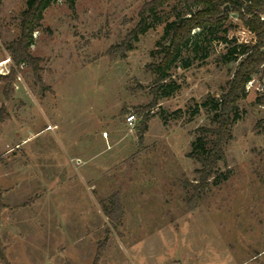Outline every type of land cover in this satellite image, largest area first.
<instances>
[{"label":"rangeland","instance_id":"rangeland-1","mask_svg":"<svg viewBox=\"0 0 264 264\" xmlns=\"http://www.w3.org/2000/svg\"><path fill=\"white\" fill-rule=\"evenodd\" d=\"M146 1L77 0L72 11L57 0L29 49L39 83L9 51L27 0H0V76L17 72L12 99L0 77V264H93L103 240L101 264H264V79L246 84L227 163L191 205L202 164L189 153L203 151L199 136L214 137L201 128L218 125L214 105L239 60L224 63L226 44L198 38L155 99L154 51L166 23L190 9L168 0L127 56L111 58ZM227 24L228 37L255 43L236 17Z\"/></svg>","mask_w":264,"mask_h":264},{"label":"trees","instance_id":"trees-1","mask_svg":"<svg viewBox=\"0 0 264 264\" xmlns=\"http://www.w3.org/2000/svg\"><path fill=\"white\" fill-rule=\"evenodd\" d=\"M57 0H27L26 8L21 12V36L18 41L11 44L9 51L17 64L22 62L32 66V70L37 82L43 83L40 75V58L33 56L30 52L31 45L34 44L33 34L42 27L44 12ZM77 0H67L72 11H75ZM168 0H148L146 1L139 14L140 21L127 37L119 44L113 45L108 49L111 58H125L127 52L133 49V41L138 39L141 32L149 28V18L153 21L158 20V11ZM190 10L179 19L167 22L161 41L160 50L154 51L162 54L161 60L150 64L157 74L153 90L155 99L159 97L166 86V79L170 76L169 70L182 54V51L189 47L193 41L202 38V41H222L227 45L226 52L220 55V60L224 63L232 61L238 62V68L233 78L230 90L222 95V98L214 107L217 110L215 119L218 122L216 127H202L201 130L211 133L201 135L198 138V146L203 151H192L190 156L198 159L202 167L200 169L201 179L195 185L194 195L191 197L190 204L196 206V202L205 187L208 186L210 177L217 171L219 162L227 163L225 142L230 132L231 117L237 110V101L245 91L246 84L252 80L255 74H259L264 79V0H181ZM229 4L230 10L224 9ZM196 8V10H193ZM232 13L237 14V19L242 26L255 35V43L247 45L237 43L233 37H228L227 33L235 25L227 24ZM198 47V45H195ZM1 77V76H0ZM17 72H11L1 78L5 82V94L8 99H12L14 93V82ZM264 120L259 121V124ZM144 122L143 130L146 128ZM143 140L142 134L139 142ZM211 144L207 149L204 146ZM116 204L115 212L119 214V201ZM3 207L0 199V211ZM106 248V240L99 243L93 264H101V259Z\"/></svg>","mask_w":264,"mask_h":264},{"label":"built area","instance_id":"built-area-1","mask_svg":"<svg viewBox=\"0 0 264 264\" xmlns=\"http://www.w3.org/2000/svg\"><path fill=\"white\" fill-rule=\"evenodd\" d=\"M262 19H264V16L262 17ZM136 120L137 119L135 113H130L127 115L126 124L130 130H133L135 128Z\"/></svg>","mask_w":264,"mask_h":264},{"label":"water","instance_id":"water-1","mask_svg":"<svg viewBox=\"0 0 264 264\" xmlns=\"http://www.w3.org/2000/svg\"><path fill=\"white\" fill-rule=\"evenodd\" d=\"M224 9L230 10L229 4H226L225 7H224ZM232 16L233 17H237V14L236 13H232Z\"/></svg>","mask_w":264,"mask_h":264}]
</instances>
